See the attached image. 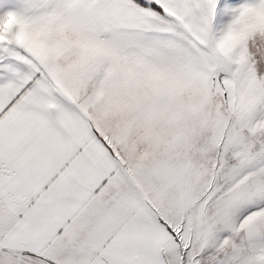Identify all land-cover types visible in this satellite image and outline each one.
Returning a JSON list of instances; mask_svg holds the SVG:
<instances>
[{"label": "crops", "instance_id": "obj_1", "mask_svg": "<svg viewBox=\"0 0 264 264\" xmlns=\"http://www.w3.org/2000/svg\"><path fill=\"white\" fill-rule=\"evenodd\" d=\"M100 2L0 0V264H179V251L164 248L163 183L171 171L163 141L132 123V111L120 123L116 111H100L107 121L100 126L78 104L84 84L142 82L125 79L132 64L98 62L96 37L110 29L95 21L111 12ZM252 24L241 39L244 26L236 27V109L253 112L250 121L237 115L236 156L248 148L253 164L263 165L264 18ZM258 175L253 189L263 196ZM260 243L212 264H264Z\"/></svg>", "mask_w": 264, "mask_h": 264}, {"label": "rangeland", "instance_id": "obj_2", "mask_svg": "<svg viewBox=\"0 0 264 264\" xmlns=\"http://www.w3.org/2000/svg\"><path fill=\"white\" fill-rule=\"evenodd\" d=\"M103 1L110 17L98 14L95 27L110 30L96 37L103 46L98 62L132 64L134 77L125 79L142 82L84 84L78 104L93 111L100 126L107 124L100 111H116L119 123L132 111V123L163 141L161 159L171 171L163 183L165 253L177 249L179 264H212L242 247L251 252L256 239L264 241V195L253 189L259 171L264 186V164L261 158L253 164L248 148L236 156L237 115L250 121L253 113L236 109V27L244 26L238 38L249 37L252 23L258 27L264 18V0ZM106 45L116 51L107 52ZM256 246L264 251V243ZM11 255L27 262L24 254Z\"/></svg>", "mask_w": 264, "mask_h": 264}, {"label": "trees", "instance_id": "obj_3", "mask_svg": "<svg viewBox=\"0 0 264 264\" xmlns=\"http://www.w3.org/2000/svg\"><path fill=\"white\" fill-rule=\"evenodd\" d=\"M139 1V0H138Z\"/></svg>", "mask_w": 264, "mask_h": 264}]
</instances>
